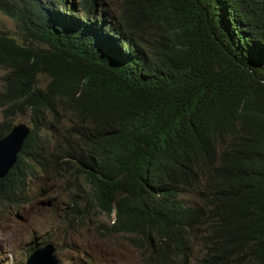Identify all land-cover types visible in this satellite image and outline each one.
I'll list each match as a JSON object with an SVG mask.
<instances>
[{"label":"trees","instance_id":"obj_1","mask_svg":"<svg viewBox=\"0 0 264 264\" xmlns=\"http://www.w3.org/2000/svg\"><path fill=\"white\" fill-rule=\"evenodd\" d=\"M116 1L0 0L22 39L0 33V139L31 123L0 202L26 203L38 165L148 264L196 247V264H264V0Z\"/></svg>","mask_w":264,"mask_h":264},{"label":"rangeland","instance_id":"obj_2","mask_svg":"<svg viewBox=\"0 0 264 264\" xmlns=\"http://www.w3.org/2000/svg\"><path fill=\"white\" fill-rule=\"evenodd\" d=\"M63 1L68 3V7L75 2L74 9L79 11L80 0ZM104 2L107 4L108 13L114 15L113 11L117 12V1ZM80 13L82 16V12ZM108 20L113 21L112 18ZM1 32H7L19 41L22 40L15 20L0 11ZM4 73L0 68V91ZM2 120L0 106V123ZM20 121L31 126L27 116L13 119L14 124ZM52 128L48 136L52 142L51 149L54 142L65 139L58 124ZM34 170L35 175L31 176L32 180L25 190V195L28 196L26 203L16 207L0 202V264H25L31 252L47 242L56 245L59 264H148L141 250L125 235L102 237L96 232V223L77 218L72 213L75 208L71 204L72 190H65V181L43 171L38 165ZM82 182L84 183L83 180ZM183 198L187 205L200 204L196 193H186ZM83 203L78 207L81 210ZM111 219L105 215L99 218L105 222H111ZM197 251L187 264H196Z\"/></svg>","mask_w":264,"mask_h":264},{"label":"water","instance_id":"obj_3","mask_svg":"<svg viewBox=\"0 0 264 264\" xmlns=\"http://www.w3.org/2000/svg\"><path fill=\"white\" fill-rule=\"evenodd\" d=\"M31 132V126L23 121L13 124L11 130L0 139V179L4 178L18 159L24 141ZM57 247L53 242L34 249L25 264H59Z\"/></svg>","mask_w":264,"mask_h":264},{"label":"bare ground","instance_id":"obj_4","mask_svg":"<svg viewBox=\"0 0 264 264\" xmlns=\"http://www.w3.org/2000/svg\"><path fill=\"white\" fill-rule=\"evenodd\" d=\"M57 257V256H56ZM58 260V259H57Z\"/></svg>","mask_w":264,"mask_h":264},{"label":"clouds","instance_id":"obj_5","mask_svg":"<svg viewBox=\"0 0 264 264\" xmlns=\"http://www.w3.org/2000/svg\"><path fill=\"white\" fill-rule=\"evenodd\" d=\"M56 253H57V251H56Z\"/></svg>","mask_w":264,"mask_h":264}]
</instances>
